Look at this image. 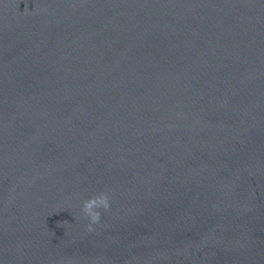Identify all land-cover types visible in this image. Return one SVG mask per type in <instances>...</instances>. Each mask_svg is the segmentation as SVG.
I'll list each match as a JSON object with an SVG mask.
<instances>
[{
  "label": "water",
  "instance_id": "water-1",
  "mask_svg": "<svg viewBox=\"0 0 264 264\" xmlns=\"http://www.w3.org/2000/svg\"><path fill=\"white\" fill-rule=\"evenodd\" d=\"M0 264H264V0H0Z\"/></svg>",
  "mask_w": 264,
  "mask_h": 264
},
{
  "label": "clouds",
  "instance_id": "clouds-1",
  "mask_svg": "<svg viewBox=\"0 0 264 264\" xmlns=\"http://www.w3.org/2000/svg\"><path fill=\"white\" fill-rule=\"evenodd\" d=\"M27 11V10H26ZM110 196L107 191L101 192L96 196H93L89 200L83 203V213L85 218L89 219L88 231H94L93 225L99 224L102 218V214L98 209L105 211L110 210Z\"/></svg>",
  "mask_w": 264,
  "mask_h": 264
}]
</instances>
